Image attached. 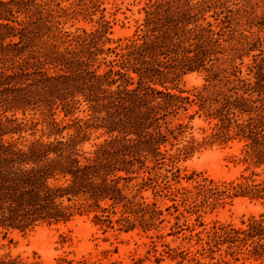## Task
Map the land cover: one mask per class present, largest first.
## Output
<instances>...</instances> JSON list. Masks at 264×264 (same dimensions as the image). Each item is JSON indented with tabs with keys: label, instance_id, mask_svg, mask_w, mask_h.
Here are the masks:
<instances>
[{
	"label": "trees",
	"instance_id": "1",
	"mask_svg": "<svg viewBox=\"0 0 264 264\" xmlns=\"http://www.w3.org/2000/svg\"><path fill=\"white\" fill-rule=\"evenodd\" d=\"M105 10L101 0H0V228L82 212L112 223L116 207L122 221L142 218L129 183L196 147L165 148L187 127L173 120L192 101L178 83L194 71L206 72L198 99L215 120L206 140L239 138L245 159L264 167V0H149L133 35L113 46ZM80 19L93 24L65 27ZM98 131L105 138L84 150ZM249 188L263 196L264 180ZM234 231L264 256V212Z\"/></svg>",
	"mask_w": 264,
	"mask_h": 264
},
{
	"label": "rangeland",
	"instance_id": "2",
	"mask_svg": "<svg viewBox=\"0 0 264 264\" xmlns=\"http://www.w3.org/2000/svg\"><path fill=\"white\" fill-rule=\"evenodd\" d=\"M148 1L101 0L113 24L109 45L133 35ZM92 24L80 19L65 27L74 31ZM249 61L244 58L243 75ZM205 83L204 71L186 73L179 81L178 88L192 101L174 117L173 125L187 127L179 139L171 138L165 145L174 152L195 139L196 147L164 165L160 174L132 180L126 189L145 206L138 210L142 218L130 215V222L122 221L125 215L116 207L115 213L110 212L112 223H98L93 212H82L67 222L41 223L26 230L0 228V255L32 264H264V256L251 252V246L234 231L247 228L253 215L264 212V195L248 193L251 185L264 180V167L245 159L239 138L206 140L215 120L198 99V94H208ZM34 116L35 120L43 117L39 112ZM37 127L39 136L43 125ZM24 135L33 136L31 130ZM104 138L99 131L93 132L82 148L91 151Z\"/></svg>",
	"mask_w": 264,
	"mask_h": 264
}]
</instances>
